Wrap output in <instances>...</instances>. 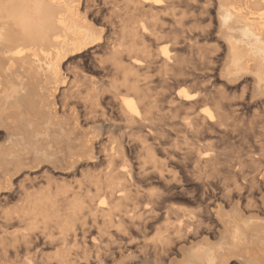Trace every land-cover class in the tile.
I'll list each match as a JSON object with an SVG mask.
<instances>
[{
	"label": "bare ground",
	"instance_id": "bare-ground-1",
	"mask_svg": "<svg viewBox=\"0 0 264 264\" xmlns=\"http://www.w3.org/2000/svg\"><path fill=\"white\" fill-rule=\"evenodd\" d=\"M101 39L100 76L64 68ZM221 46L238 101L212 82ZM0 126V191L21 194L0 264H264V0H0ZM227 133L248 148L221 172ZM42 163L75 183L14 187Z\"/></svg>",
	"mask_w": 264,
	"mask_h": 264
},
{
	"label": "rangeland",
	"instance_id": "rangeland-1",
	"mask_svg": "<svg viewBox=\"0 0 264 264\" xmlns=\"http://www.w3.org/2000/svg\"><path fill=\"white\" fill-rule=\"evenodd\" d=\"M96 5L95 6L92 5L91 8H92L94 14H97V18L101 19V20L108 18L109 12L106 8L103 7V4L100 3L97 5L99 9L97 8ZM212 32L214 33L213 30H212ZM212 32H211L208 40L206 39V40H202L203 42L202 41L200 42L201 46L213 47V45L216 42V39H215V37H213ZM102 43H103V39L92 44L91 47L89 46V47L82 49L80 51H74V52L68 54L67 57L63 61L64 68L68 72L79 71V72H84L85 74L87 73V74H93L94 76H98V75L100 76L101 73H99L97 70L93 69L94 65L96 67V64L93 62L92 56H99V55L103 54V50L96 47L97 44H102ZM220 49H219V51H214V54L217 55V53H218V56H219V58L216 59V66H217V64L220 63L219 62L220 58H222V53H223L222 46ZM180 55L183 59H185L187 61H189L191 58L189 53H187V50H185V49L180 51ZM217 71H218V66L216 67L215 71L213 72L214 76H213L212 82H213L214 86L218 90H221L220 92H221L222 96H224L227 100H229V99L235 100L236 99V101H238L240 94H241V87L244 84L243 81H241V80L226 81L224 79H222V80L218 79ZM67 97H70V91H67ZM103 104L105 106H107L109 104L107 99L103 100ZM108 106H110V105H108ZM256 109L257 108L254 109L253 105H249L247 107L245 113L243 114L244 116L239 117L241 122L246 124L248 122V120H250L252 118V115H254L253 112ZM259 109H260V107L257 110H259ZM239 119H238V121H239ZM115 120H116L115 122H118V124L120 123L119 118H117ZM239 123H240V121H239ZM120 124L122 125L123 123H120ZM122 130H123V128L119 129L118 126L109 129L107 134L112 136L110 140L112 141V140H114V138L116 139ZM3 131H5L4 128L0 126V140L1 141L4 140V138H2L3 140L1 139V137L4 136ZM218 135L219 134H217L216 142L214 144L213 150H215V152H216L215 154H216V156H218V163H220L219 164L220 166H218V167H220V171H221L224 168V165H226L228 163V161H230V160L233 161L234 159H237L238 156H240V159H243L244 155H245L244 153L248 147L245 144L239 142L238 140H236V139L234 140L233 138H231V136L228 133L225 134V136L224 135L221 136V134H220V136H218ZM258 151L259 150H257V152ZM50 167H51V165L49 163H46L45 165H44V163H42V164H39L38 166H36L34 168H31V171H30V169L28 172H24V173H21V171H19L18 173H16L13 176V179H12L14 187L15 186L19 187V186H21V184H23V185L29 187L30 190L33 189V190L43 191L48 186L49 187H55V186H62V185H66V184L68 185L71 182L73 184L75 183L74 182L75 178H73V176L71 174H69L68 172H66L60 168H56L57 169L56 170V169H52ZM76 178H81V175H77ZM157 185H159V184H157ZM185 187H186V193H184L185 195L183 194L184 196H187L188 195L187 193H191L192 192L191 190L198 188L197 185L195 186V183H193L191 181L186 182ZM146 189H147V187L144 188L143 190H145V192H146ZM20 196H21L20 192H17V193L12 192L11 193V191H9V190H3V191L1 190L0 191V223H2L4 220V218H3L4 213H6L8 211H13L14 209H16L18 207V205L20 203V198H21ZM138 199L141 202L143 200H145V198L143 196H142V198L138 197ZM176 200H175V202H178L180 204L182 203L183 205L185 204V206H190V208H193L195 206V204L189 202L185 198H180V199H176ZM11 223H19V222H11ZM19 228H21V227H19ZM129 248L134 249V247H132V245ZM19 259L21 260V253L19 254ZM235 262L236 261L233 260L232 264H235Z\"/></svg>",
	"mask_w": 264,
	"mask_h": 264
}]
</instances>
